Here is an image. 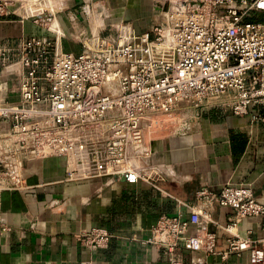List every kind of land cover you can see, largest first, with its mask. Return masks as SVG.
<instances>
[{"label": "built area", "instance_id": "1", "mask_svg": "<svg viewBox=\"0 0 264 264\" xmlns=\"http://www.w3.org/2000/svg\"><path fill=\"white\" fill-rule=\"evenodd\" d=\"M49 1L54 2L0 0V20L19 15L45 25L57 14ZM152 3L165 20L145 31L120 20L111 24L113 40L99 32L88 35L83 25L78 54L51 36L25 37L0 52L6 74L0 82V213L3 192L25 186V160L64 158L67 181L152 182L157 175L149 163L152 137L184 130L187 110L220 102L237 116L264 123V111H250L264 104V0ZM14 82L17 100L10 98ZM197 200L234 210L235 219L224 226L232 234L226 251H217L213 232L188 235L189 221L178 215L162 214L146 241L171 253L182 245L224 258L249 251L251 264H264V238L234 232L243 218L264 215L251 185L203 188ZM204 206L193 209L195 222H213ZM76 236L83 245L106 248L114 234L96 226Z\"/></svg>", "mask_w": 264, "mask_h": 264}, {"label": "crops", "instance_id": "2", "mask_svg": "<svg viewBox=\"0 0 264 264\" xmlns=\"http://www.w3.org/2000/svg\"><path fill=\"white\" fill-rule=\"evenodd\" d=\"M45 3L57 8L56 17L45 25L19 15L0 20V52L15 48L25 37L51 36L62 49L78 54L83 50L78 38L83 25L88 35L99 32L113 40L116 31L111 24L120 20L129 21L138 31L165 20L154 10L152 0ZM4 71L0 54V82L6 78ZM16 86L14 82L11 100L18 99ZM250 111H264V104L253 105ZM184 115V130L174 134L165 130L152 137L149 163L157 169L152 182L132 183L125 178L67 181L64 158L25 160L24 188L2 194L0 264H251L249 251L224 258L182 245L171 253L167 247L146 241L162 214L178 215L189 221L188 235L213 232L217 251L224 252L232 236L224 226L235 219V212L218 203L199 204L197 192L245 183L264 203V123L237 116L220 102H208ZM201 206L209 210L213 222L193 220V209ZM3 226L10 229L4 231ZM96 226L114 234L108 247L91 248L77 238L80 230ZM234 232L263 239L264 215L243 218Z\"/></svg>", "mask_w": 264, "mask_h": 264}, {"label": "rangeland", "instance_id": "3", "mask_svg": "<svg viewBox=\"0 0 264 264\" xmlns=\"http://www.w3.org/2000/svg\"><path fill=\"white\" fill-rule=\"evenodd\" d=\"M153 6V5H152Z\"/></svg>", "mask_w": 264, "mask_h": 264}]
</instances>
